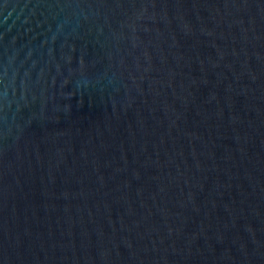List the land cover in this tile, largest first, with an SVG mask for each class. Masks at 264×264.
<instances>
[{
    "label": "water",
    "instance_id": "obj_1",
    "mask_svg": "<svg viewBox=\"0 0 264 264\" xmlns=\"http://www.w3.org/2000/svg\"><path fill=\"white\" fill-rule=\"evenodd\" d=\"M0 264H264V0H0Z\"/></svg>",
    "mask_w": 264,
    "mask_h": 264
}]
</instances>
